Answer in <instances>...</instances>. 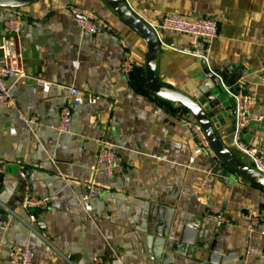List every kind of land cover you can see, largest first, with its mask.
Returning a JSON list of instances; mask_svg holds the SVG:
<instances>
[{
  "label": "crops",
  "instance_id": "obj_1",
  "mask_svg": "<svg viewBox=\"0 0 264 264\" xmlns=\"http://www.w3.org/2000/svg\"><path fill=\"white\" fill-rule=\"evenodd\" d=\"M126 1L150 23L167 13L218 22L220 35L207 46V62L185 51L189 36L166 32L175 45H162L158 76L165 85L198 96L205 63L211 69L232 67L233 76L242 74L245 91L259 100L242 139L264 150V0ZM72 5L108 21L111 28L97 35L82 31L70 13ZM22 10L26 71L54 85L44 92L31 77L6 79L17 108L0 106V158L6 163L0 172V201L14 213L9 211L8 221L0 214V264H15L13 251L26 247L32 264H207L209 252L180 256L170 252V244L163 253L159 250L157 229L170 221L169 229L176 230L189 215L210 243L218 234L229 254L225 262L264 264V221L259 216L264 188L238 176L216 175L210 189L197 187L215 157L196 146L197 138L184 122L194 118L185 107L144 88L145 40L104 0H39ZM9 17L0 8V45ZM129 58L135 66L128 76L123 66ZM68 86L93 93L98 101L75 106L72 133L63 135L51 126L60 122ZM22 113L37 115L39 123L28 126ZM228 128H235L230 107L218 124L224 134ZM101 137L115 143L124 163L122 175L92 170ZM92 180L107 191L83 204L85 183ZM52 195L58 199L48 209L31 211L37 218L33 224L26 201ZM157 206L165 210L160 213ZM148 236L154 239L152 246Z\"/></svg>",
  "mask_w": 264,
  "mask_h": 264
},
{
  "label": "built area",
  "instance_id": "obj_2",
  "mask_svg": "<svg viewBox=\"0 0 264 264\" xmlns=\"http://www.w3.org/2000/svg\"><path fill=\"white\" fill-rule=\"evenodd\" d=\"M10 15L4 22L5 35L0 45V51L3 63L0 64V106L7 109H16L17 100L12 92V87L7 85L6 79L13 78L16 81L24 78H33L37 85L44 91L49 92L54 82L41 76L30 75L24 65V57L22 51V29L25 22V14L22 8H5ZM70 13L77 26L84 32L91 35H97L104 30H109L111 25L108 21L98 18L79 6H70ZM150 23V22H149ZM160 37V31L164 30L171 34L187 35L191 38L190 46L187 53L203 58L208 61L205 53L209 46L220 35L218 22L210 17H185L179 13H167L161 16L157 23H150ZM160 40L163 43L162 38ZM206 61V62H207ZM135 62L132 58L125 61L123 71L126 75H130ZM246 82L240 79L236 83L237 89L234 91L228 88V92L235 100V128H234V145L237 146L252 161V165L259 171L264 173V150L259 147H253L244 142L242 139L243 132L254 121L253 112L258 104V98L254 95L246 93ZM69 95L68 99L61 106L60 122L51 127L58 133L69 135L72 133L73 114L75 106L85 103L96 104L98 98L95 94L86 92L76 87H67ZM22 118L28 126H34L39 123L37 115H28L22 113ZM262 120L263 117L258 118ZM184 122L192 129L197 138V147L211 157H215V153L206 138L201 125L194 119H184ZM98 155L96 162L92 166L94 172L105 171L108 176H119L125 171L122 157L116 151L115 143L108 137H101L97 140ZM6 163L0 158V172L5 169ZM215 174L211 169L204 172L202 178L196 181V185L200 189H210L214 184ZM106 188L96 183L94 180L85 183V190L80 200L83 204H89L106 193ZM57 196H33L29 198L25 207L30 213L31 222H36V216L32 213L34 210H46L57 201ZM0 205L5 206L1 201ZM9 211L14 213L13 210ZM32 211V212H31ZM259 216L264 221V207L260 209ZM209 218L219 222H227L223 215L209 214ZM34 229V227H33ZM12 261L15 264H32L33 255L29 248H16L12 254Z\"/></svg>",
  "mask_w": 264,
  "mask_h": 264
},
{
  "label": "water",
  "instance_id": "obj_3",
  "mask_svg": "<svg viewBox=\"0 0 264 264\" xmlns=\"http://www.w3.org/2000/svg\"><path fill=\"white\" fill-rule=\"evenodd\" d=\"M38 1L0 0V8H24ZM104 2L125 25L140 35L147 44L144 88L165 101L182 105L201 125L215 153L214 162L211 164L214 174L228 179L238 176L264 188V173L256 169L250 158L234 145V128H228L225 134L224 131L218 129V124L229 107L234 109L235 114V100L228 92L226 82L233 86L232 90L235 91L236 83L242 78V74L233 76L232 67L211 69L205 63V70L200 77L202 83L198 86V96H191L182 90L165 85L157 72L163 51L160 37L163 43L171 45H175L174 38L167 36L164 30L160 31L159 37L152 25L126 0H104ZM228 75H231L230 78ZM155 209H159L160 213L165 210L162 206H157ZM0 214H3L7 221L12 217V214L2 205H0ZM192 218L191 215L187 216L184 225L179 226L176 230L169 229L170 221L165 222L166 227L157 229L156 233L161 238L159 250L161 249L163 253L165 245L169 246L168 244H170L172 254L192 256L195 252H209L207 264H233L224 261L229 254L224 253L219 243L218 234L215 236L216 240L210 243L202 233L204 229L195 224ZM38 225L44 226L45 224L39 221ZM153 240L152 236L147 237L148 246L153 245ZM163 259H170V256H164Z\"/></svg>",
  "mask_w": 264,
  "mask_h": 264
}]
</instances>
